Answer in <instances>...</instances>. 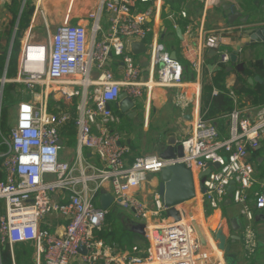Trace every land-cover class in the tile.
Wrapping results in <instances>:
<instances>
[{
  "label": "built area",
  "instance_id": "1",
  "mask_svg": "<svg viewBox=\"0 0 264 264\" xmlns=\"http://www.w3.org/2000/svg\"><path fill=\"white\" fill-rule=\"evenodd\" d=\"M196 1L202 3L203 15L212 4V0ZM138 3L144 4V8L138 9ZM102 7L108 22V30L102 37L96 35L101 30V12L90 13L95 22L93 34H89L84 25L66 20L52 35L45 37V41L27 37L21 49L18 74L9 82L25 86L36 98L20 101L14 124L5 134L0 129V170L3 173L0 178V241L6 240L11 251L16 243H32L36 264L41 261L44 264H74V261L111 264L117 259L104 249L103 240L97 236L107 209L94 204L98 191L108 183L116 206L130 210L137 220H146L144 231L148 245L142 254L137 246L133 247L136 253L127 258V264H210L213 257L203 248L192 214L183 203L175 206L179 220L167 216L166 223L150 225L147 220L161 216L168 207L158 193L150 202H143L135 195V190L147 180L148 174L182 162L193 172L196 196L199 195L205 209L221 205L231 195V200L240 206V213L246 218L253 219L255 212L264 216V179H256L249 158L251 151L264 144V106L253 115L243 112L238 106L237 95L228 89L233 108L226 115L225 136L212 120L203 117L200 107L207 52L214 51L216 64L228 65L231 53L238 54L242 46L235 50L225 49L221 35H205L200 26L193 57L188 56L189 44L182 52L194 73V79L187 81L182 63L171 57V52L159 39L164 29L163 20L174 25L176 22V13L172 11H165L162 17V0H102ZM177 15L184 19L189 17L185 8ZM235 27L243 28L240 25L228 30ZM191 33L189 22L185 35ZM149 35L147 44L145 39ZM135 41L144 42L149 53L150 75L144 81H141L142 66L130 54L131 43ZM111 56L120 59V79L106 68ZM94 71H97L96 77H93ZM209 73L212 75V71ZM155 86L176 88L173 97L176 107L184 109L193 103V122L186 137L180 140L183 155L163 159L148 154L127 163L130 149L111 129L120 119L108 106L118 101L123 88L131 99H136L142 96V87L149 92ZM188 87L193 89L192 95L187 97ZM36 88L40 89L38 93ZM217 92V89L212 91L213 94ZM50 95L65 100L76 98L75 115L69 110L48 111ZM2 97L3 88L0 87V99ZM70 120L76 127L77 153L69 161L61 159L60 148L64 143L60 146L58 141L61 139L59 127ZM1 145L7 149L1 150ZM83 149L95 154L100 165L88 163L83 158ZM208 163L210 171L201 193L199 174ZM231 184L234 189L228 192ZM254 185L259 189L253 191ZM250 193L252 205L249 204ZM59 194L67 200L55 199L54 195ZM50 213H58L66 219L62 233L40 228L41 221ZM212 232L203 234L206 244H210L208 237L215 241ZM244 240L252 251L255 243L249 227ZM79 247H84L86 252H80ZM213 259L215 264H226L223 257Z\"/></svg>",
  "mask_w": 264,
  "mask_h": 264
},
{
  "label": "crops",
  "instance_id": "2",
  "mask_svg": "<svg viewBox=\"0 0 264 264\" xmlns=\"http://www.w3.org/2000/svg\"><path fill=\"white\" fill-rule=\"evenodd\" d=\"M169 2L170 4L167 3L168 8H165L166 10L163 9V11L164 12L172 11L176 13L175 25L172 22L171 24L175 29V31L179 27L182 32V37L181 38L178 37L180 40L179 43L176 44L175 41L173 40L171 41V48H175V47L178 48L180 54L184 59L186 58L182 52L184 51L186 44H189V47H191L190 51L188 52V56L192 58L193 55L195 54L198 43L200 26H203L205 35L211 33H216L218 35H221V37H223L222 46L225 49L235 50L240 46H242V51L238 52L237 54L236 63H243L245 66H250L256 60L264 57V42H252L248 44L249 35L245 33V31L249 29L250 26H256V27L264 26L263 0H248V2H251V4L256 8L254 9L252 7L248 10L246 6H243L241 0H212V4L210 5V7L208 8V10L204 15L202 14V3H199L196 0H169ZM228 3H232L233 5H235L237 10L240 11L243 14V16L249 15L250 19L248 20V22L243 23L240 22L239 20H236L234 23L230 24L228 22V16L230 14V11L225 10L224 8ZM196 5L201 6L199 11H196L197 10ZM144 6H145L144 4H140V3L137 4L138 9H142L144 8ZM182 8H185L187 10L189 15L188 18L184 19L177 15L178 11ZM23 12L24 14L22 15ZM97 12L99 13L101 12L102 17L99 23L101 30L98 31L96 35L97 37H102V35H104L108 30L107 14L102 7V0H27V3L26 0H22L19 6H14L12 0H0V53L4 52V49L6 48L8 54V51L12 50L13 43L17 41L19 42V46H20L19 49V54H20L21 49L23 48V45L27 37H34L39 41H45V37L52 35L55 32L57 26L62 24L66 20L71 24L79 23L84 25L87 28L89 34H93V25L95 22H94V18L90 17L89 14L97 13ZM189 22H191L192 24V33L191 35L187 36L185 35V31H186V26ZM180 23H182V26H180ZM240 25L243 26L241 30H238L236 27L233 30H228V28L230 27L240 26ZM155 29H157V27H155ZM41 37L44 38L42 39ZM150 38L151 37L149 35L145 39V42L147 44L149 43ZM146 52H147V48H146ZM170 52H174V51H170ZM130 54L132 55L134 61L140 63V65L142 66L143 69L141 74V81H144L150 75L149 64L147 62V59L138 61L134 57V55H140L141 53L133 54L131 51V46H130ZM207 54L209 56H214V54H210V52H207ZM106 68L110 69L114 73L116 78L120 79L122 77L121 62L118 57L111 56L108 63L106 64ZM231 69H229L228 67V70L231 71L229 72V74H227L225 78V85L227 89L233 90V86L236 84L240 74L236 70L235 66L232 67ZM252 69L254 75L251 78L257 77L259 80L250 82L249 81L250 77H249L247 79V82L249 85H251L252 90L257 91L258 93H262L264 91V76H262V72L259 69L256 68H252ZM210 71L211 70L207 71L206 79H205V81L209 83L213 76V72L212 75H210L209 73ZM17 74H18V68H17L16 76ZM153 75L155 74L153 73ZM96 76H97V71H94L93 77ZM186 80L192 81L193 79H186ZM255 82L258 83V85L255 84ZM16 86L26 88L25 86L19 84H17ZM192 89H193L192 87L187 88L188 90V91L186 90L187 97L192 95ZM36 90L38 93L40 89L36 88ZM123 91H125L124 88L122 89V92ZM176 91H177L176 88L155 86L151 89V91L148 92L145 87H142V96L136 99H132L135 103V106L126 113L120 111L119 101L111 105V109L113 113L116 116H118L120 119L118 124L111 125V129L119 134L121 143L128 145L130 149V153L127 155V161H126L127 163H131L135 157L141 155L155 154L159 156L162 149L166 146V139L171 134H174L176 138H178L177 132L179 133L180 125L186 126L187 130L191 127L194 118L193 103L189 104L184 109L176 107L173 102V97ZM28 97L29 100L27 101H33L36 98L32 93L31 95H28ZM54 98L63 99L60 97H54ZM16 99H17L16 100L17 104L20 101H22L21 99L18 98ZM237 101L240 109L243 112H246L250 115H253L259 107H262V106L251 105L249 98L244 95L242 96L237 95ZM1 109H2V99H1V107H0V116H1ZM134 111L136 112L135 115H134ZM119 113L122 115H119ZM9 117L12 118L10 114ZM12 119H14L15 122L16 119L15 109H14V118ZM8 131H5L4 133L2 132V134H5ZM225 133H226V127H225ZM187 134L188 133L186 132L185 137ZM148 136L151 137L152 140H154V142L151 144L153 153L151 152L146 153L140 150V147L147 143ZM75 138H76V134H75ZM63 143L66 144L64 141ZM74 145L76 146V142ZM1 150L4 149L1 148ZM76 153H77V146H76ZM82 155L83 158L88 163L95 166L100 165L99 159L91 151L87 149H83ZM74 157H70L65 160L70 161L74 159ZM249 158L254 166L255 173L256 170H260V173L258 174L264 175V169H263L264 144L260 146L258 149L251 151L249 154ZM0 174H1L0 176L3 177V173L1 170H0ZM257 176L258 175L256 173V177ZM159 180H160V174L150 173L147 177V180L135 190V195L143 202L146 201L150 202L153 195L157 193L156 188L158 186ZM258 189L259 187L257 185H254L252 188L253 191H256ZM101 192L111 194V189L108 183L104 185L102 190L98 191L97 195L94 198V204L99 207L101 203L100 201ZM251 196L252 193H250L249 195V202ZM54 198L62 202H65L67 200L62 194H59L57 196L54 195ZM190 202L192 201L183 203V206L186 208L188 213L190 212L192 214L191 215L192 219L194 220L195 223L199 225L203 234H208L210 230L213 231L214 234H216L219 229L224 233H226L227 231L231 235L238 234L237 236H240L241 239H239L236 243L231 240L230 242L232 247L242 246L244 248V255L246 257V260L248 261L250 260V262L244 264H264L263 214L255 212L253 219L250 220L240 213V206L236 205L232 200L231 203H227L225 200L221 205L209 210L204 208L202 201H200L199 199V196L195 198L194 203H192L191 205ZM186 204H189V206ZM114 205L115 204L112 203L108 209H111L112 206ZM231 208H237V213L228 215V211ZM122 212L123 213L120 214L119 217H116L115 221H113L112 223H107L105 221L101 230L108 229L113 224L114 227L115 226L117 227L118 232L130 230L134 232L136 236L132 237L131 240H129L128 237L127 238L124 237L121 239V242L115 243L113 241H105V239L99 237L98 233L101 230L97 232L98 238L102 239L105 244L104 249L108 253H111V255L117 259L111 264H127L126 262L127 258L136 253L133 247L137 246L142 254L144 249L148 245V241L145 235H141L132 230V227L134 225H141V224L146 225L145 224L146 220H142V219L137 220V218L133 216V213L130 210H122ZM2 213L4 214L3 211ZM166 219L167 216L166 217L152 216L150 217L149 220H147L148 221L147 224L162 225L167 222ZM235 219L238 220L236 223L239 224L240 226L239 229L237 230H233L231 226V221ZM65 223H66V219L62 217L60 214L50 213L46 215L45 218L41 221L40 228L46 229L51 233L60 234L64 230ZM247 227H249L250 230H252L253 240L255 243L254 246H252L253 247L252 251L249 250L247 243L244 240ZM208 240L210 244L207 243L206 245H203V248L209 253H211V256L213 258L223 257L224 259V256H222V251L219 250V245L216 243L218 242L219 239H217V241H214L210 237H208ZM25 244H30L32 246L33 251L30 256V263L36 264L35 246L32 243H25ZM218 251H220L219 254ZM255 257L256 258L259 257L258 261ZM213 258L210 261V264L216 263L214 262L216 258L215 259ZM13 264H15L14 260H13ZM41 264H44L43 261H41ZM74 264H78V263L76 262ZM98 264H104V263L103 261H99Z\"/></svg>",
  "mask_w": 264,
  "mask_h": 264
},
{
  "label": "trees",
  "instance_id": "3",
  "mask_svg": "<svg viewBox=\"0 0 264 264\" xmlns=\"http://www.w3.org/2000/svg\"><path fill=\"white\" fill-rule=\"evenodd\" d=\"M21 1L22 0H12V3L14 4V6H19ZM26 3H27V0H26ZM167 3L170 4L169 0ZM242 4L243 6H246L247 10L252 7L256 9L251 4V2H248V0H243ZM196 6H197L196 11H199L201 6L200 5H196ZM23 14L24 12L22 13V15ZM165 15L166 14L163 11L162 17H164ZM163 25H164V29L160 32L159 39L166 45L167 49L170 50L171 41L173 40L177 44L179 43L180 40L170 21H168L167 19H164ZM180 26H182V23H180ZM19 49H20L19 42L15 41L13 43V47H12L10 57L8 60V65L6 69V79H12L16 76ZM170 51H174L176 54V59L182 63L184 70H185L184 78L194 79V73L192 72L190 68V64L188 60L182 57L179 49L175 47V48H171ZM6 61H7V51L1 52L0 53V78L2 77V73L5 69ZM205 62H206L205 63L206 68L203 72V85H202V92H201V97H200L201 111L203 113V117L205 119L212 120L216 124L221 134L225 136L226 135L225 127L227 124L226 115L233 108V102L228 96V89L225 85V78L227 74H229V72L232 70L231 69L229 71L228 67L235 66L236 70L240 74L236 84L233 86V91L235 92V94L238 96L244 95L248 97L251 105L264 106V91L262 93H258L257 91L252 90L251 85H249L247 82V79L254 75L252 68L259 69L262 72V76H264V57L256 60L250 66H245L243 63H235L233 65L231 64V62L228 65H223V64H216V57L209 56L207 54L205 58ZM208 70H211L213 72V76L210 80V83L205 81ZM255 84L258 85V83L256 82ZM16 85L17 84L14 82H7L4 84L3 97H2L3 103H6L7 101H9L10 99L14 97L21 99V100H24V99L29 100L28 96L27 97L22 96L20 91L18 92L16 91ZM213 88L218 90L216 94L212 93ZM76 102H77L76 98H72L69 102H66L64 99H56L50 95L48 99V111L57 112L58 110H69L71 114L74 116L75 111H76L75 109ZM6 115H7V112L6 114H4L3 106H2L1 116H0V129H1V132L3 133L5 131H8L11 128V125H9V120L7 119ZM119 115H122V114L119 113ZM75 134H76V128H75L73 120H70L64 125H61L59 127V136L67 144V146H73L75 144L76 142ZM1 148L7 149L5 145H2ZM1 161L2 160H0V163ZM1 177L2 176H0V178ZM122 213H123L122 209L114 205L112 206L111 209L107 210L105 221L107 223H112L113 221H115L116 217H119V215ZM115 227L112 224L110 228L101 230L98 233L99 237L105 239V241H113L115 243H118V242H121V239L124 237L126 238L128 237L129 240H131L132 237L136 236V234L130 230L118 232L117 227L116 228ZM239 239H241V237ZM239 239L233 240V242L236 243ZM233 249L234 247L230 245L229 250L225 252V257H226L228 264H235L237 255ZM32 251H33V248L30 244H25L22 242L16 243L13 245V250H12L13 256H12L8 242L6 240L0 241V264H13V260L15 264H31L30 256L32 254Z\"/></svg>",
  "mask_w": 264,
  "mask_h": 264
},
{
  "label": "water",
  "instance_id": "4",
  "mask_svg": "<svg viewBox=\"0 0 264 264\" xmlns=\"http://www.w3.org/2000/svg\"><path fill=\"white\" fill-rule=\"evenodd\" d=\"M243 3V0H241ZM264 1V0H263ZM225 10L230 11V14L228 16V22L230 24L234 23L236 20H239L240 22L246 23L250 19L249 15L243 16V14L237 10L236 6L233 5L232 3H228L225 7ZM178 37H182V32L181 29L178 27L176 29ZM246 34L249 35V43L252 42H264V26L261 27H256V26H250L249 29L245 31ZM131 51L133 54H139V53H144L146 52V47L142 41H135L131 43ZM11 50L8 51L7 54V61L5 65V69L2 73V77L0 78V87L1 89L4 86V83L6 81V69L8 65V60L10 57ZM210 54H214V51H210ZM171 57L176 58L175 52H171ZM237 60V53L232 52L231 53V64H235ZM232 67L230 66L229 69ZM259 80L257 77L249 78V81H257ZM119 109L121 112L126 113L130 109L134 108L135 103L131 99V97L125 92H121L119 97ZM0 107H1V99H0ZM111 108V106H108ZM136 112L134 111V115ZM58 144L60 146L63 145L62 139H59ZM183 155V147L180 142L176 138L174 134H171L167 139H166V146L162 149L160 152V157L163 159H175V158H180ZM210 163L207 164V167L205 170L201 171L199 174V191L201 193L204 192V185L203 182L205 180L206 175L209 173V168ZM215 167H219L218 164H214ZM160 180L158 183V186L156 188V192L162 197L165 205L168 207L166 210V215L172 217L175 221L180 219L179 212L175 208L176 205L182 204L188 201H191L195 198L196 196V190H195V183H194V177H193V172L191 169L187 168L184 163L182 162H174L170 165H167L163 167L160 172ZM234 189L233 184H231L228 187V192H231ZM100 207L103 209H108L110 205L113 203V197L109 193L101 192L100 196ZM227 203H231V195L226 199ZM238 220H233L231 221V226L233 230L239 229V224H237ZM194 228L200 238V241L203 245L206 244V239L203 236V233L195 222H193ZM144 224L141 225H134L132 227V230L135 231L136 233H139L141 235H145L144 231ZM222 231L219 229L217 233L214 235L216 240L217 239H222L223 237L221 236ZM213 234V232H212ZM231 240L239 239V236L237 235H231ZM230 247V244L228 243L225 245L224 250L228 251ZM79 251L82 253H85L86 250L84 247H79Z\"/></svg>",
  "mask_w": 264,
  "mask_h": 264
},
{
  "label": "rangeland",
  "instance_id": "5",
  "mask_svg": "<svg viewBox=\"0 0 264 264\" xmlns=\"http://www.w3.org/2000/svg\"><path fill=\"white\" fill-rule=\"evenodd\" d=\"M162 1H163V9L168 8V5H167L168 0H162ZM41 38L43 39L44 37H41ZM4 51H7L6 48L4 49ZM134 57L138 61L146 60V59L148 60L149 53L148 52L141 53L140 55H134ZM237 68H238V66H237ZM9 80L10 79H7V81H5L3 83L5 84V83L9 82ZM16 91L17 92L20 91V93L22 94V96L31 95V93L29 92V90L27 88H24V87L16 86ZM16 100H17L16 97H14V98L10 99L9 101H7L6 103H3L2 102L3 112H4V114H6V112H7L6 117L9 120V125H11V126H12V124L14 122V119H12V118H14V109H15V114H16V106H17V101ZM66 101L69 102L70 99H66ZM6 107H7V109H6ZM9 114L12 116V118L9 117ZM186 132H187V127L184 126V125H180L179 133L177 132V135H178V138L179 139L178 138L177 139L178 140L184 139ZM149 136L147 138V143L144 144V145H142L140 147V150L141 151H144L146 153H150V152L153 153V149H152V145L151 144L154 142V140H152L151 137H149ZM0 141H1V138H0ZM75 155H76V146L75 145H73V146H66V144H64V146L62 148H60V157H61V159H63V158L64 159H67V158H70V157H74ZM256 173L258 175L257 176L258 178L256 177ZM256 173L254 175H255V177H256L257 180L260 181V180L264 179V175L258 174V173H260V170H256ZM157 174H159V173H157ZM252 201H253V198L251 196L250 197L249 204H252ZM192 203H194V200H192V202H190V205ZM186 205L189 206V204H186ZM231 209L229 210L230 212L228 211V215H232L233 213H237V208H231ZM161 216L162 217H166L167 215H166L165 212H162L161 213ZM221 234L223 235L222 236L223 238L222 239L219 238L218 242H216V243L219 245V250L222 251V256H224V259H225L226 263L228 264V262L226 260V257H225V252H227V251H225L224 248H225V245H227L228 243L231 245V242H230V238H231L230 236H231V234L229 232H227V231H226V233L222 232ZM215 241H217V240H215ZM233 250L236 252V255H237L235 264H244V263L250 262V260L249 261L246 260V257L244 255V248L242 246H240V247L239 246H234V249ZM220 251H218V254L220 253ZM256 259L258 261L259 257H257ZM74 263H76V261H74Z\"/></svg>",
  "mask_w": 264,
  "mask_h": 264
},
{
  "label": "bare ground",
  "instance_id": "6",
  "mask_svg": "<svg viewBox=\"0 0 264 264\" xmlns=\"http://www.w3.org/2000/svg\"><path fill=\"white\" fill-rule=\"evenodd\" d=\"M199 195H197L196 197H198Z\"/></svg>",
  "mask_w": 264,
  "mask_h": 264
}]
</instances>
